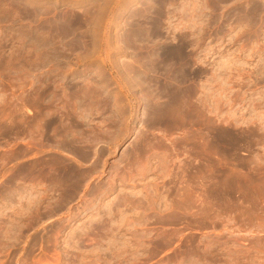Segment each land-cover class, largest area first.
I'll return each mask as SVG.
<instances>
[{
	"label": "rangeland",
	"instance_id": "rangeland-1",
	"mask_svg": "<svg viewBox=\"0 0 264 264\" xmlns=\"http://www.w3.org/2000/svg\"><path fill=\"white\" fill-rule=\"evenodd\" d=\"M144 1L0 0V264H264V0Z\"/></svg>",
	"mask_w": 264,
	"mask_h": 264
},
{
	"label": "bare ground",
	"instance_id": "bare-ground-1",
	"mask_svg": "<svg viewBox=\"0 0 264 264\" xmlns=\"http://www.w3.org/2000/svg\"><path fill=\"white\" fill-rule=\"evenodd\" d=\"M150 1V0H149ZM159 1V0H158ZM105 2V1H104ZM134 2V1H133ZM156 2V1H155ZM102 3V2H101ZM108 3H110V2H108ZM145 5H148L147 4V0H146V2L144 1L143 2ZM104 4V3H103ZM150 4V3H149ZM155 4V3H154ZM165 4V3H164ZM129 5H131V4H129ZM160 5V4H159ZM98 6V5H97ZM128 5H126V7H127ZM132 6V5H131ZM125 7V8H126ZM143 7V6H142ZM152 7V6H151ZM163 7V6H162ZM98 8V7H97ZM107 8V7H106ZM157 8H158V6H157ZM102 9V8H101ZM104 9H105V6H104ZM103 10V9H102ZM157 10V9H156ZM98 11H100V10H98ZM149 11V10H148ZM40 12V11H39ZM137 12V11H136ZM155 12H157V11H155ZM93 13V12H92ZM98 13V12H97ZM148 13V12H147ZM120 14V13H119ZM39 15V14H38ZM97 15V14H96ZM137 15V14H136ZM136 15H135V17H136ZM131 16V15H130ZM142 17V16H141ZM175 17V16H174ZM160 20V19H159ZM163 20V19H162ZM141 22V21H140ZM57 28H58V31H60V32H62V34L63 33H65L66 35H73V23L69 20V18H67V17H59V18H57ZM95 23V22H94ZM142 23V22H141ZM144 23V22H143ZM91 24V23H90ZM126 24V23H125ZM129 24V23H128ZM146 24V23H145ZM151 25V24H150ZM56 26V25H55ZM130 26V25H129ZM158 26V25H157ZM53 27V26H52ZM134 27V26H133ZM159 27V26H158ZM39 28V27H38ZM130 28V27H129ZM132 28V27H131ZM128 29V28H127ZM38 30V29H37ZM131 31V30H130ZM127 32V31H126ZM131 32H133V31H131ZM147 32V31H146ZM160 32V31H159ZM31 33V32H30ZM59 33V32H58ZM128 33V32H127ZM138 33V32H137ZM154 33V32H153ZM153 33H151V34H153ZM53 34V33H52ZM144 34V33H143ZM76 35V34H75ZM121 35V34H120ZM125 37V36H124ZM140 37V36H139ZM83 38V37H82ZM122 38V37H121ZM130 38V37H129ZM123 39V38H122ZM127 39V38H126ZM144 39V38H143ZM148 39V38H147ZM91 40V39H90ZM145 40V39H144ZM155 40V39H154ZM131 41V40H130ZM134 42V41H133ZM126 44V43H125ZM136 44V43H135ZM148 44H149V42H148ZM145 47V46H144ZM149 47V46H148ZM179 51V50H178ZM122 52V51H121ZM177 52V51H176ZM155 53V52H154ZM180 54V53H179ZM178 54V55H179ZM147 55V54H146ZM148 55H150V54H148ZM152 56H154V55H152ZM171 56V55H170ZM157 57V56H156ZM172 57V56H171ZM47 58V57H46ZM132 58V57H131ZM142 60V59H141ZM140 61V60H139ZM154 61V60H153ZM144 64H146V63H144ZM143 66V65H142ZM144 67V66H143ZM150 68V67H149ZM169 68V67H168ZM122 69V68H121ZM146 69V68H145ZM177 69V68H176ZM129 70V69H128ZM151 70V69H150ZM153 70V69H152ZM154 71V70H153ZM167 73V72H166ZM169 73V72H168ZM176 73V72H175ZM155 74V73H154ZM165 74V73H164ZM159 75V74H158ZM163 75V74H162ZM174 75V74H173ZM177 75H178V73H177ZM127 76V75H126ZM166 76V75H165ZM164 77V76H163ZM175 77V76H174ZM180 77V76H179ZM172 78V77H171ZM184 78V77H183ZM132 79V78H131ZM131 79H129V80H131ZM175 79V78H174ZM177 79V78H176ZM136 80V79H135ZM180 80V79H179ZM150 81V80H149ZM177 81V80H176ZM146 82V81H145ZM154 82V81H153ZM179 82V81H178ZM181 82V81H180ZM180 82H179V84H180ZM136 83H137V81H136ZM139 83V82H138ZM142 83V82H141ZM168 83V82H167ZM143 84V83H142ZM142 84H140V85H142ZM183 84V83H182ZM181 84V85H182ZM156 85V84H155ZM158 85V84H157ZM170 85V84H169ZM136 86V85H135ZM160 86V85H159ZM175 86V85H174ZM163 87V86H162ZM150 88V87H149ZM161 88V87H160ZM172 89H173V87H171ZM145 89H146V93H147V95L148 96H151L150 95V90H148V88H147V86L145 87ZM151 89V88H150ZM164 89V88H163ZM142 90V89H141ZM161 90V89H160ZM168 90V89H167ZM165 92H166V89H165ZM71 93V92H70ZM179 93V92H178ZM177 93V94H178ZM144 94V93H143ZM152 94V93H151ZM155 94V93H154ZM171 95V94H170ZM54 96V95H53ZM70 96V95H69ZM145 97H146V95H145ZM152 98H154V96H151ZM151 97H149V98H151ZM185 97H187V96H185ZM151 98V99H152ZM114 100V99H113ZM148 100V99H147ZM146 100V101H147ZM139 101V100H138ZM152 101H155L154 99H152L151 100V102ZM148 102V101H147ZM146 102V103H147ZM176 102V101H175ZM186 102V101H185ZM153 103V102H152ZM170 103V102H169ZM179 103V102H178ZM143 104V103H142ZM147 104H149V103H147ZM155 104V103H154ZM153 105V104H152ZM167 105V104H166ZM180 105V104H179ZM150 106H151V103H150ZM173 107V106H172ZM169 108V107H168ZM146 109V108H145ZM179 109V108H178ZM182 109V108H181ZM163 110V109H162ZM170 110V109H169ZM155 112V111H154ZM166 112V111H165ZM184 112V111H183ZM158 113V112H157ZM180 113V112H179ZM164 114V113H163ZM165 115V114H164ZM168 115V114H167ZM125 116V115H124ZM159 116V115H158ZM156 118V117H155ZM161 119L163 118V117H160ZM180 119V118H179ZM182 119V118H181ZM163 120H164V118H163ZM183 121V120H182ZM165 122V121H164ZM175 122V121H174ZM180 122H181V120H180ZM184 122V121H183ZM54 123V122H53ZM173 124V123H172ZM178 124V123H177ZM171 125V124H170ZM184 125V124H183ZM179 126V125H178ZM58 129V128H57ZM54 131V130H53ZM44 134V133H43ZM149 140V139H148ZM151 143V142H150ZM60 144V143H59ZM140 149V148H139ZM89 155V154H88ZM168 161V160H167ZM165 162H166V160H165ZM140 166V165H139ZM162 166V165H161ZM140 168V167H139ZM146 168V167H145ZM163 168V167H162ZM165 171V170H164ZM64 175V174H63ZM70 177V176H69ZM67 179H69V178H67ZM60 181V180H59ZM70 183V182H69ZM167 195V194H166ZM70 196V195H69ZM191 196V195H190ZM180 197V196H179ZM192 197V196H191ZM193 197H195V196H193ZM155 198V197H154ZM166 199V198H165ZM153 200V199H152ZM190 200V199H189ZM181 201V200H180ZM165 202V201H164ZM192 204H194L195 203V200H192V202H191ZM174 204V203H173ZM185 204V203H184ZM164 205V204H163ZM166 205V204H165ZM164 205V206H165ZM183 205V204H182ZM147 207V206H146ZM187 207V206H186ZM156 208V207H155ZM162 208V207H161ZM165 208V207H164ZM174 208V207H173ZM186 209V208H185ZM160 211V210H159ZM172 211V210H171ZM175 212V211H174ZM175 214H177V213H175ZM163 215V214H162ZM164 215H165V213H164ZM174 215V214H173ZM179 215V214H178ZM150 216V215H149ZM153 216V215H152ZM170 217V216H169ZM177 217V216H176ZM176 217H174V219L176 218ZM179 217V216H178ZM158 218V217H157ZM170 218H172V217H170ZM142 219V218H141ZM161 219V218H160ZM177 219H179V218H177ZM169 220V219H168ZM172 221V220H171ZM163 223V222H162ZM156 224V223H155ZM103 231V230H102ZM105 231V230H104ZM153 237V236H152ZM103 239V238H102ZM165 241V240H164ZM135 244V243H134ZM163 244V243H162ZM165 245V244H164ZM132 246V245H131ZM152 253V252H151Z\"/></svg>",
	"mask_w": 264,
	"mask_h": 264
}]
</instances>
